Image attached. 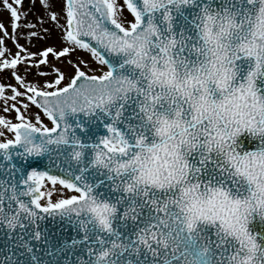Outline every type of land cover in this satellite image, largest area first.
<instances>
[{
  "label": "snow or ice",
  "instance_id": "6c2138e0",
  "mask_svg": "<svg viewBox=\"0 0 264 264\" xmlns=\"http://www.w3.org/2000/svg\"><path fill=\"white\" fill-rule=\"evenodd\" d=\"M0 264H264V0H0Z\"/></svg>",
  "mask_w": 264,
  "mask_h": 264
}]
</instances>
